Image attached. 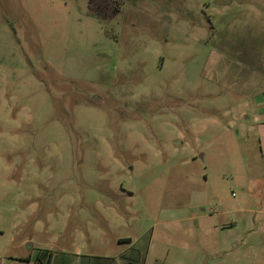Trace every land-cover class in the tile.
I'll list each match as a JSON object with an SVG mask.
<instances>
[{"label":"rangeland","instance_id":"obj_1","mask_svg":"<svg viewBox=\"0 0 264 264\" xmlns=\"http://www.w3.org/2000/svg\"><path fill=\"white\" fill-rule=\"evenodd\" d=\"M250 1L0 0V264L104 229L120 193L147 264H264Z\"/></svg>","mask_w":264,"mask_h":264},{"label":"crops","instance_id":"obj_2","mask_svg":"<svg viewBox=\"0 0 264 264\" xmlns=\"http://www.w3.org/2000/svg\"><path fill=\"white\" fill-rule=\"evenodd\" d=\"M242 2L233 1L229 4H224L222 6L223 10H233L242 9ZM264 7V0H251L247 6L244 8H249L253 10L261 9ZM264 9V8H263ZM252 42L251 46L248 48L249 51V61H236L235 66L240 68H245L244 70L249 77L251 76L254 81V89L250 92V98L253 99L254 108V121L260 122L262 126L264 125V30L256 31L252 30L249 35H247ZM239 68V69H240ZM242 85L237 87L240 91ZM246 104L248 103V100ZM264 127L260 128L261 132H264ZM125 192V191H123ZM129 194V193H128ZM119 197L122 194H118ZM115 197V200H109L106 207L109 212H100L101 219L104 229H90L88 228L86 232L78 231L76 226H74L71 235L67 233L68 225L67 223L62 225L61 231L59 232L60 240V252L54 255L47 250V253L42 257L43 261L48 264H76L77 259L80 258V264H147V259L151 247V236L145 232H140L138 230L137 223L134 225L133 221L137 218H126L127 209L122 208L119 204L120 198ZM190 219V216L185 218ZM176 220L175 216H170L169 222ZM42 228L49 230L50 220L45 219L44 222H40ZM90 229V230H89ZM58 237V239H59ZM59 243V242H58ZM101 248L108 249L105 254H92L90 252H83L87 248ZM67 251L71 255H68ZM156 257L153 264H160L162 261L164 264L165 258L162 257L161 248L157 249ZM37 257V256H36ZM32 255L18 256V259L26 258L27 261H23L24 264H38V260ZM156 262V263H155Z\"/></svg>","mask_w":264,"mask_h":264},{"label":"trees","instance_id":"obj_3","mask_svg":"<svg viewBox=\"0 0 264 264\" xmlns=\"http://www.w3.org/2000/svg\"><path fill=\"white\" fill-rule=\"evenodd\" d=\"M19 260L27 261L28 259H26V258H21V259H19ZM36 260H38V264H48V261H47V263L44 262L42 257L37 256Z\"/></svg>","mask_w":264,"mask_h":264}]
</instances>
